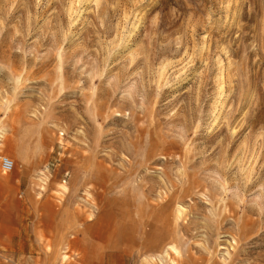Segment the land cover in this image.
<instances>
[{
  "label": "rangeland",
  "instance_id": "rangeland-1",
  "mask_svg": "<svg viewBox=\"0 0 264 264\" xmlns=\"http://www.w3.org/2000/svg\"><path fill=\"white\" fill-rule=\"evenodd\" d=\"M0 264H264V0H0Z\"/></svg>",
  "mask_w": 264,
  "mask_h": 264
},
{
  "label": "built area",
  "instance_id": "built-area-1",
  "mask_svg": "<svg viewBox=\"0 0 264 264\" xmlns=\"http://www.w3.org/2000/svg\"><path fill=\"white\" fill-rule=\"evenodd\" d=\"M15 165L13 160H11L7 156H1L0 157V171L4 174L10 173L14 170Z\"/></svg>",
  "mask_w": 264,
  "mask_h": 264
}]
</instances>
